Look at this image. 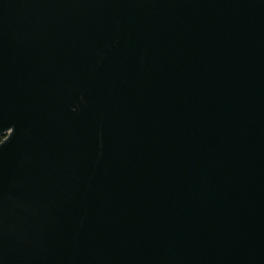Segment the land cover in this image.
<instances>
[{"label": "water", "instance_id": "1", "mask_svg": "<svg viewBox=\"0 0 264 264\" xmlns=\"http://www.w3.org/2000/svg\"><path fill=\"white\" fill-rule=\"evenodd\" d=\"M0 264H264V0H0Z\"/></svg>", "mask_w": 264, "mask_h": 264}, {"label": "trees", "instance_id": "2", "mask_svg": "<svg viewBox=\"0 0 264 264\" xmlns=\"http://www.w3.org/2000/svg\"><path fill=\"white\" fill-rule=\"evenodd\" d=\"M3 139H4V137H1V136H0V143L3 141Z\"/></svg>", "mask_w": 264, "mask_h": 264}]
</instances>
